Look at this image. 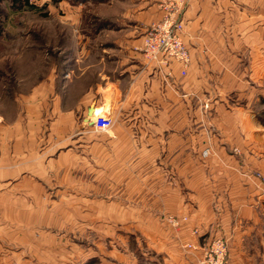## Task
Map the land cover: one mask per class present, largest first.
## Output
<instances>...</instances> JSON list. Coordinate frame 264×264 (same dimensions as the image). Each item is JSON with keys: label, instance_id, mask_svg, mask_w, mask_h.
I'll return each mask as SVG.
<instances>
[{"label": "crops", "instance_id": "0c3cea01", "mask_svg": "<svg viewBox=\"0 0 264 264\" xmlns=\"http://www.w3.org/2000/svg\"><path fill=\"white\" fill-rule=\"evenodd\" d=\"M176 2L190 56L184 76L177 62L147 66L138 49L143 20L156 23ZM102 6L109 17L136 19L124 48L130 61L75 60L65 72L64 101L55 95V121L9 125L11 144L0 154V179L8 181L0 208L14 221L18 211L46 209V190L34 179L47 172L20 168L44 138L60 168L55 178L92 179L69 188L77 202L114 210L103 220L106 229L88 237L112 243L118 233L125 240L101 253V264H141L144 250L164 264H197L201 252L184 246L214 237L226 240L230 260L239 245L263 241L264 184L249 168L264 174V119L252 108L259 96L254 83L264 80V0H102ZM90 106L112 117L107 133L70 120ZM78 161L102 166L78 173L72 170ZM4 163L12 164L1 170ZM95 189L102 199L79 197ZM4 240L13 243L14 234ZM14 255L15 248L0 250V259L13 262Z\"/></svg>", "mask_w": 264, "mask_h": 264}, {"label": "rangeland", "instance_id": "374dc122", "mask_svg": "<svg viewBox=\"0 0 264 264\" xmlns=\"http://www.w3.org/2000/svg\"><path fill=\"white\" fill-rule=\"evenodd\" d=\"M30 2L36 6V10L16 11L9 0L0 3V154L11 144L9 125L13 122L34 120L45 123L48 127L50 122L56 120L55 95L58 93L61 101H64L66 90L62 86L65 87L69 77L65 72L74 68L75 60L130 61L128 50L124 48L129 45L131 37H134L129 32V27L136 19L109 17V14H105L108 12L104 11L102 0ZM145 21L143 20L142 34L137 36V39L142 37V41L155 24H146ZM121 28L127 32L119 33ZM139 48L141 49V45H138ZM257 82L254 87L259 96L253 99L252 108L264 119V100H259L264 97V80ZM84 116L86 115L80 114L69 117L72 121H82ZM47 132L48 130L42 129L40 134L44 137ZM42 140L36 149L37 154H32L29 162H21L20 168L26 167L32 173L40 170L47 172V176L41 180L34 179L46 190L47 207L45 210L36 208L18 211L15 221L11 218L12 213H8L9 210L0 208V237L11 233L15 237L13 243L10 240L0 243V250L4 253L7 248H15L14 261L1 257L0 264H101V253L122 245L125 240H119L118 233L112 234L114 228L111 237L116 241H111L112 243L107 239L88 240L91 235H96L94 229H106L102 228L106 223L103 220L112 215L114 210L106 211L101 206L95 209V206H87L82 200L77 202L78 195L69 188L76 182L86 185L84 180L90 179L55 178L56 171L60 168L56 166L51 150H48L46 139ZM11 164L4 163L1 170L10 168ZM101 166V162L78 161L72 164V170L80 173L87 168L97 169ZM249 169L264 184V174L255 168ZM7 182L0 179V188L6 187ZM90 191L89 194H79V197H90L91 201H95L104 196L101 190ZM114 198L116 195H112V199ZM117 212L119 211H115ZM15 213L16 211L13 215ZM6 224L12 226L7 227ZM217 238L221 237H214L197 245L196 251ZM128 241L127 247L133 246L134 242ZM247 244V249H242V245H239V251L229 260L226 242V264H264V240ZM127 249L133 251L134 247ZM144 253L145 258L139 260L141 264L166 263L160 257L146 253V250Z\"/></svg>", "mask_w": 264, "mask_h": 264}, {"label": "built area", "instance_id": "2783aa9c", "mask_svg": "<svg viewBox=\"0 0 264 264\" xmlns=\"http://www.w3.org/2000/svg\"><path fill=\"white\" fill-rule=\"evenodd\" d=\"M168 5V4H167ZM168 5L165 13L160 21L152 25L150 30L143 37L142 42V59L147 66L167 65L169 62L179 63L183 70L181 75H186V69L190 64V56L185 44L182 41V23L177 18L180 9L178 3L169 9ZM94 131L99 133H107L113 125V119L108 112L93 114L90 118ZM209 155L208 149L203 150L202 156ZM185 221L186 218H183ZM169 222L178 226V221L169 219ZM226 241L222 238H217L204 247L199 248L200 256L197 259V264H226ZM185 248L198 250V247L192 244H186Z\"/></svg>", "mask_w": 264, "mask_h": 264}, {"label": "trees", "instance_id": "16d2710c", "mask_svg": "<svg viewBox=\"0 0 264 264\" xmlns=\"http://www.w3.org/2000/svg\"><path fill=\"white\" fill-rule=\"evenodd\" d=\"M3 1L5 0H0V3ZM9 1L11 3V7L15 8L16 11L36 10V6L32 2H30V0H9Z\"/></svg>", "mask_w": 264, "mask_h": 264}, {"label": "water", "instance_id": "95a60500", "mask_svg": "<svg viewBox=\"0 0 264 264\" xmlns=\"http://www.w3.org/2000/svg\"><path fill=\"white\" fill-rule=\"evenodd\" d=\"M94 111H95V108L93 106H90L88 109H87V112H86V116L84 117L83 119V122L88 124V125H92V122L89 121L90 118L93 116L94 114Z\"/></svg>", "mask_w": 264, "mask_h": 264}, {"label": "bare ground", "instance_id": "6f19581e", "mask_svg": "<svg viewBox=\"0 0 264 264\" xmlns=\"http://www.w3.org/2000/svg\"><path fill=\"white\" fill-rule=\"evenodd\" d=\"M98 112H99V111H98ZM98 112H97V113H98Z\"/></svg>", "mask_w": 264, "mask_h": 264}]
</instances>
